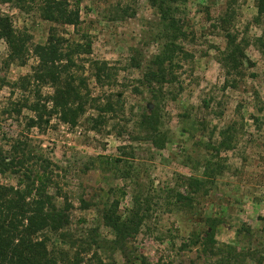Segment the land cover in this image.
I'll list each match as a JSON object with an SVG mask.
<instances>
[{"label": "rangeland", "instance_id": "374dc122", "mask_svg": "<svg viewBox=\"0 0 264 264\" xmlns=\"http://www.w3.org/2000/svg\"><path fill=\"white\" fill-rule=\"evenodd\" d=\"M180 8L185 53L172 66L173 81L151 91L144 73L163 41L147 0H82L78 31L42 20L34 7L0 2V14L26 36L29 50L23 64L11 62L0 40V150L17 139L47 160L73 203L74 232L85 226L75 225L77 219L86 218V226H100L111 240L101 208L118 200L125 212L138 197L146 210L138 234L122 253L104 251L117 264H212L234 254L230 246L248 256L242 264H264V55L255 41L264 33V14L257 17L254 0H187ZM52 27L64 51L88 35L91 53L75 57L70 73L85 81L94 104L110 102L112 111L86 108L74 126L42 111L48 123L28 127L36 116L30 105L47 106L52 90L21 78L32 73L33 47L46 42ZM227 31L244 42L246 57L242 73L228 77L218 60ZM87 60L105 62L109 77L97 82ZM153 108L167 136L162 149L137 126L139 115ZM227 126L223 140L219 132ZM17 181L18 175L0 174L2 184ZM178 193L192 197V205L178 203ZM80 199L89 209L79 208ZM209 217L219 222L214 256L201 245Z\"/></svg>", "mask_w": 264, "mask_h": 264}, {"label": "trees", "instance_id": "16d2710c", "mask_svg": "<svg viewBox=\"0 0 264 264\" xmlns=\"http://www.w3.org/2000/svg\"><path fill=\"white\" fill-rule=\"evenodd\" d=\"M82 0H0L1 3L12 4L19 10L28 7L36 8L39 17L56 25L71 26L75 29L80 25V4ZM158 15L160 39L163 41L160 52L150 61L144 73V81L151 91L160 90L173 81L172 66L175 60L184 54L182 41L186 33L180 24V6L187 0H147ZM257 17L264 14V0H254ZM221 21H225L222 17ZM226 46L219 52V63L225 75H240L245 60L244 42L229 31L225 34ZM0 40L7 47V57L11 62H25L27 53L26 36L19 34L8 15L0 14ZM259 51L264 55V33L256 38ZM63 38L56 34L52 27L44 44L33 47V55L37 64L32 73L21 78V81L34 79L40 85H49L52 92L48 96L47 106L39 107L37 103L30 105L36 116L29 118L28 127L41 126L44 111L57 114L62 123L74 126L86 108L98 111H112V104H94L87 86L82 78L78 83L70 67L75 64V57L89 55L91 43L87 34L82 33L80 39L62 49ZM85 60H83L84 62ZM94 70L97 82H103L104 76L109 77L105 62L87 60ZM41 111V113H39ZM43 111V112H42ZM94 119V118H92ZM159 115L156 108L141 113L137 126L146 134L156 149H162L167 136L159 128ZM232 128L227 126L219 132L223 138ZM47 160L37 159L31 152L13 139L8 151L0 150V174L9 172L18 175L15 185L0 183V264H117L113 256L122 253L126 243L135 237L145 220V212L138 197L132 201L131 208L120 211L118 200L106 202L100 210L101 225L108 228L113 238L106 240L101 236L100 226H86V218H78L75 225L81 226V232L72 230V209L65 193L61 192L57 183L49 173ZM199 183V180L193 179ZM176 201L184 205H192V197L178 193ZM80 207L89 209V202L80 199ZM217 218H206L207 228L204 231L201 245L208 256H214V230ZM209 247V248H208ZM209 249V251L207 250ZM234 251L221 255L212 264H242L245 254ZM112 253L104 256V251ZM209 252V254H208ZM235 260V261H234Z\"/></svg>", "mask_w": 264, "mask_h": 264}]
</instances>
